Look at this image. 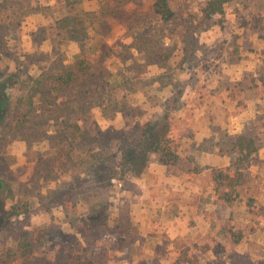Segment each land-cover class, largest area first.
<instances>
[{"label":"rangeland","instance_id":"1","mask_svg":"<svg viewBox=\"0 0 264 264\" xmlns=\"http://www.w3.org/2000/svg\"><path fill=\"white\" fill-rule=\"evenodd\" d=\"M17 1L18 24L0 32V81L9 94L7 124L0 127V264H70L75 257L76 264H173L184 252L193 253L194 264H264V103L251 99L252 79L264 77V0L228 2L221 24L204 17L205 0H170L169 21L154 13V0ZM78 59L90 65L84 74ZM58 68H72L82 82L51 90L55 82L47 80L34 104H24L27 87ZM241 77L250 88H238L236 96L232 89L230 115L210 141L233 161L234 118L239 112L247 121L242 130L257 151L239 161L238 198L207 206L189 200L179 223L189 234L170 235L174 193L149 188L119 164L145 122L171 107L161 99V111L148 110L139 90L172 83L175 95L192 87L205 100L221 87H242L235 85ZM177 102L169 110L174 123L180 134L190 133L180 121L183 114L191 118V109L179 111ZM162 194L164 214L154 212ZM23 203L28 212L16 216L12 207ZM103 217L111 249L78 232Z\"/></svg>","mask_w":264,"mask_h":264},{"label":"trees","instance_id":"2","mask_svg":"<svg viewBox=\"0 0 264 264\" xmlns=\"http://www.w3.org/2000/svg\"><path fill=\"white\" fill-rule=\"evenodd\" d=\"M232 0H205L204 5L202 7V14L206 19H209L217 24H221L225 20V8L228 2ZM17 0H4L0 5V32L3 28H6L7 25L12 28L18 24L21 8L22 6ZM170 0H154L152 4V8L155 14L159 15L160 18L164 21H169L174 13L169 6ZM6 8L11 10L10 12H6ZM62 24L70 25L72 30L75 28V23L70 20L68 17H63L61 19ZM4 46L0 42V50H3ZM82 74L86 73V70L89 68V64L84 59H78V62L75 65ZM79 73H76L72 68H58V72L48 73L45 72L42 77L34 80V84L32 87H27V93L23 96V103L29 106L34 104V96H36L39 91L40 94H43L45 91L44 85L39 87V84H43L45 81L55 82V85L52 86L51 90L58 89L61 86H69L70 82L76 80V82L81 83L82 80H79ZM3 77L2 72L0 71V80ZM255 79H252L254 82ZM260 80L264 85V77L261 76ZM58 83V84H57ZM87 83V82H86ZM9 94L7 87H4L2 81H0V127L1 125H6L7 122L6 116L8 115V106H9ZM171 107H166L164 114L155 121H147L143 125L141 129V134L139 138L134 140L125 151L121 153V162L122 171H131L132 175L140 176L146 166V161L148 159V155L155 153L158 155V160L163 165H174L177 163L179 159V150L182 145V135L179 134V130H177V125L174 123V117L170 113ZM30 109V107H29ZM174 110H172V113ZM25 116L23 119L16 123V125H20L25 120ZM6 122L4 124L3 122ZM64 123L67 124L66 121ZM79 128V127H78ZM77 128V129H78ZM63 130H66L64 128ZM62 136L59 135L58 138L61 139ZM66 140L69 139L68 135H64ZM72 143V140L71 142ZM232 150L236 153V160L232 165L227 167H216L212 168L210 171L211 178L214 183H216V194L219 199H222L224 203L231 205L238 198L236 185L240 182L241 173L239 170V161L249 159L253 153L257 150L256 140L253 137L248 136L244 131L233 137L231 141ZM66 155H69V150L65 151ZM126 171V172H127ZM4 181L0 179V189L4 187ZM238 186V185H237ZM219 188H225L224 190H220ZM218 192V193H217ZM13 213L18 216L21 213L28 212V205L25 203L20 204L18 207H12ZM105 218L103 217L101 220H94L89 226V224L82 226L78 229V232L83 236L91 235L95 241H100L105 244L106 249L113 248L110 241V234L108 229L106 228ZM87 227V228H85ZM98 228L97 230H94ZM122 239H119V245L122 246ZM23 249V253H29L28 243H20ZM193 253L184 252L173 264H194L195 258H193ZM74 259V258H73ZM79 257H75V260H79ZM75 260L71 261L70 264H76ZM81 264H93L90 259H85Z\"/></svg>","mask_w":264,"mask_h":264},{"label":"crops","instance_id":"3","mask_svg":"<svg viewBox=\"0 0 264 264\" xmlns=\"http://www.w3.org/2000/svg\"><path fill=\"white\" fill-rule=\"evenodd\" d=\"M157 67H155L156 70ZM240 81L236 82L235 85H242V87H221L219 91L207 94L204 97L205 100H203V97L200 99L198 96L193 95L192 87H183L184 91L179 95H175V87H173L172 83H167L162 87H146V89L139 90L143 96L142 103L148 110L157 108L155 110L160 109L161 111L162 108H164L162 103L165 100H168L171 106L176 105V102L178 101L179 103L177 102V104L181 105L180 108H178L180 109L179 111L187 112L186 110L191 109V118H185L183 114L182 120L180 121V123L186 124L187 128H190V133H179L182 135V145L180 146L177 163L168 166L163 165L159 162L158 155L152 153L150 154L152 156L150 157L152 162L147 164L141 174V180L145 181L149 188L154 186L155 189L163 190L166 193H174L172 196L175 197V203L177 205L175 206V212L172 211V214H170L169 217L173 230V234L170 235L187 236L189 234L188 231L181 230V226H179V223L184 220V216L181 215V213L184 211V207L188 205L187 202L189 200L195 198L194 202H199L206 206L210 203L220 201L215 190H213L212 186H209L211 184L213 185L214 182L208 176H210L209 173L212 168H221L232 165L236 160V153L232 150L235 156L232 161L229 154H220L216 143H214L213 146H210V141L217 139V133H219L217 126L222 123L224 124L225 114L231 112L226 111V109H231L232 103H230V99H232V95L230 92L232 89L236 92L238 88H241L244 91H246L247 88H250L247 87L248 82L246 79L241 77ZM254 85L256 87H252L254 91L251 99L255 100L257 104H262L264 103V85L260 78H255ZM234 95H238L237 92ZM161 99L164 101L159 103ZM151 100L154 102L152 103ZM156 101L158 102L156 103ZM216 101H218L219 105H217V111H214L213 108L216 106L212 107L211 104ZM236 103H234V105ZM176 112L177 111L174 109V113ZM255 114H258L257 110L255 111ZM238 115L241 116L239 112ZM239 116L234 118L236 125L233 130L234 133H230L231 135L236 136L244 131L242 128H244V124L247 121H242V118ZM253 118H256V116ZM221 128L223 127L221 126ZM160 197L162 200L157 202L159 204L154 205L156 206L154 212L164 214V212L167 211V200L164 198L163 194ZM143 217L142 214H139L135 219L142 220ZM197 220H199V217L195 219V221Z\"/></svg>","mask_w":264,"mask_h":264}]
</instances>
